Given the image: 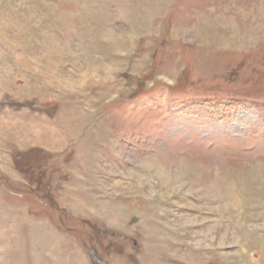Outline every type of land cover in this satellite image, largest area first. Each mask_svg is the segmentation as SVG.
Wrapping results in <instances>:
<instances>
[{
  "label": "rangeland",
  "instance_id": "rangeland-1",
  "mask_svg": "<svg viewBox=\"0 0 264 264\" xmlns=\"http://www.w3.org/2000/svg\"><path fill=\"white\" fill-rule=\"evenodd\" d=\"M0 264H264V0H0Z\"/></svg>",
  "mask_w": 264,
  "mask_h": 264
}]
</instances>
